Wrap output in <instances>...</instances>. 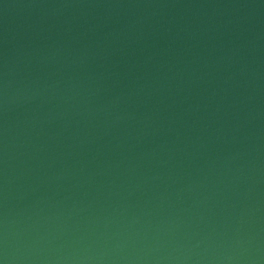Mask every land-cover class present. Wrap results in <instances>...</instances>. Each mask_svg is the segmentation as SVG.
Here are the masks:
<instances>
[{
	"label": "water",
	"instance_id": "water-1",
	"mask_svg": "<svg viewBox=\"0 0 264 264\" xmlns=\"http://www.w3.org/2000/svg\"><path fill=\"white\" fill-rule=\"evenodd\" d=\"M0 264H264V0H0Z\"/></svg>",
	"mask_w": 264,
	"mask_h": 264
}]
</instances>
